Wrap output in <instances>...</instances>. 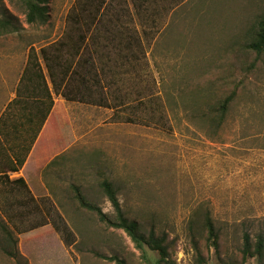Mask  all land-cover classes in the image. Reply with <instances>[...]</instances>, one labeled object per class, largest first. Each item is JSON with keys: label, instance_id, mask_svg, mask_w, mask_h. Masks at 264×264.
Listing matches in <instances>:
<instances>
[{"label": "rangeland", "instance_id": "rangeland-1", "mask_svg": "<svg viewBox=\"0 0 264 264\" xmlns=\"http://www.w3.org/2000/svg\"><path fill=\"white\" fill-rule=\"evenodd\" d=\"M98 7V0H51L48 23L30 25L22 0H0V20L19 28L7 34L0 29V75H21L32 47L39 54L70 32L80 43L78 29L85 33L87 25L82 56L91 57L95 72L110 57L106 75H119L122 96L131 93V109L120 114L135 111L143 119L127 123L114 110L84 104L65 102L58 109L64 130L58 175L49 169L47 191L25 192L18 207H0V264H116L98 255L144 264L125 232L107 228L74 200L77 185L114 215L100 187L105 179L116 186L129 216L168 233L177 264H196L197 246L207 264H241L242 225L253 235L264 232V54L242 47L264 17V0H104L92 22ZM92 33L100 44L95 46ZM129 37L133 46L123 49ZM109 38L130 61L106 47ZM240 81L251 92L233 102L217 130L200 108ZM145 89L154 101L142 112L136 106ZM205 211L220 229L218 250L210 252L205 232L190 229ZM8 245L18 259L5 254ZM148 255L154 264L157 253ZM246 264L264 263L250 258Z\"/></svg>", "mask_w": 264, "mask_h": 264}, {"label": "trees", "instance_id": "trees-1", "mask_svg": "<svg viewBox=\"0 0 264 264\" xmlns=\"http://www.w3.org/2000/svg\"><path fill=\"white\" fill-rule=\"evenodd\" d=\"M50 1L22 0L27 23L30 25L47 24L50 17ZM98 4L99 7L95 10V15L92 16V22L96 20L97 15L99 16V13L102 11L103 8L101 5L104 4V0H98ZM0 29L3 34L13 33L19 30L9 19L0 20ZM78 30L80 31V43L76 42L74 33L70 32L64 39L49 45L48 48H42L39 54H36L35 48L32 47L33 53L29 56L28 63L22 75H38L43 84L46 82L45 75H48L53 82L55 94L62 96L65 100L114 110L116 119L120 121L143 123V119L135 111H133L135 116L123 117L120 114V110L131 107V104L126 102V100H130L131 93L126 95V97L122 96L119 75H106V72L112 68V60L109 56H107L106 61L101 60L100 72H95V63L91 61V57L82 56V51H84L82 45H87L90 38L88 33L91 28H88L86 25L85 33L81 31L82 29ZM91 38L95 46L100 44L99 34L92 33ZM113 38L116 39V37ZM113 38L108 39L109 44L106 47L109 45L114 46L119 59L130 61L131 59L128 55L122 54L121 50L122 48L127 50L132 48L134 43L132 37L127 38L122 48L118 43L117 45L114 44ZM242 47L247 51L256 53L258 57L264 54V17H260L257 20L254 28L249 31L247 38L242 42ZM136 59H138V55L134 51L132 60ZM44 67L47 72H45ZM248 87V84L240 81L235 83V88L223 97H218L211 102L205 101L204 106L200 108L201 117L219 130L226 121L233 102H236L242 93L246 94V91L251 92ZM48 96L49 98L52 97L49 91ZM143 96H147L150 99L146 100ZM139 97H141V100L138 101L136 108L142 112L144 110L148 111L154 101L153 93L145 89ZM100 187L112 204L114 215L110 216L105 213L97 204L92 203L84 195L79 186L74 185L72 186L74 200L79 209L95 215L99 222L107 228L125 232L133 242L135 248L141 252V258L144 264L151 263L148 251L155 252L158 255L154 264H177L172 252L175 244L172 245L173 243L170 241L168 233L164 231L159 232L155 223L153 224V221L143 222L136 217L129 216L124 211L118 197L117 188L111 180L105 179L100 184ZM195 226L200 227L206 234V242L208 243L207 251L210 252V248L212 247L218 250L220 229L217 228L210 211L202 213V220L196 219L193 221L190 229L194 231ZM242 227L244 228L240 249L242 256L241 264H246L250 258H258L261 263H264V232L258 231V233H254L253 235L249 225L243 224ZM5 233L12 240V233L7 228H5ZM11 244L13 245L14 241ZM12 245H8L4 249V252L7 256L18 259L19 253L15 251ZM98 256L110 262H116V264H126L116 256ZM196 256V264H207V259L198 246Z\"/></svg>", "mask_w": 264, "mask_h": 264}, {"label": "crops", "instance_id": "crops-1", "mask_svg": "<svg viewBox=\"0 0 264 264\" xmlns=\"http://www.w3.org/2000/svg\"><path fill=\"white\" fill-rule=\"evenodd\" d=\"M22 74L0 75V207H18L25 192L47 191L48 170L58 175L64 152L58 109L80 104L55 94L48 75L43 84L38 75Z\"/></svg>", "mask_w": 264, "mask_h": 264}]
</instances>
